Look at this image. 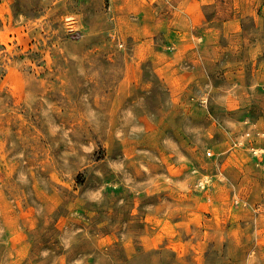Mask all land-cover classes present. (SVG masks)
I'll list each match as a JSON object with an SVG mask.
<instances>
[{"label": "rangeland", "instance_id": "obj_1", "mask_svg": "<svg viewBox=\"0 0 264 264\" xmlns=\"http://www.w3.org/2000/svg\"><path fill=\"white\" fill-rule=\"evenodd\" d=\"M0 264H264V0H0Z\"/></svg>", "mask_w": 264, "mask_h": 264}]
</instances>
